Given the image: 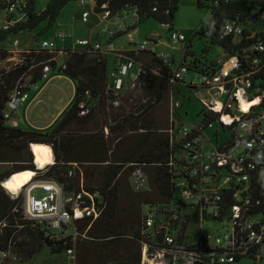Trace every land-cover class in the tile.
<instances>
[{
    "label": "trees",
    "instance_id": "obj_1",
    "mask_svg": "<svg viewBox=\"0 0 264 264\" xmlns=\"http://www.w3.org/2000/svg\"><path fill=\"white\" fill-rule=\"evenodd\" d=\"M28 1L25 19L0 32V62L13 57L12 52L1 47V43L9 35L31 32L45 21L52 26L68 2L80 0H51L40 12L35 10L33 0ZM215 1L197 0L199 6H204L205 2L212 4L211 18L207 21L206 28L198 35L209 38L212 45L220 47L224 53L239 56L245 67L250 69L251 58L258 55L250 48L264 39V31L257 29L262 23L259 21L256 25L251 24V17L258 14L257 11L259 17L264 15V2L243 5L232 0L220 1L215 5ZM93 3L94 12L97 14L101 12L100 7L103 4H108L114 13L126 8H135L138 10L140 22L155 18L161 24L170 26L172 44L186 40L184 34L185 39L177 43L171 39V35L176 32L172 31V21L180 0H93ZM155 7L156 12L153 11ZM7 8L5 2L0 0V12L5 11L6 21ZM226 23L243 25L242 33L225 35ZM58 53V50L37 46L25 50L21 54L20 62L9 63V71L0 70V166L10 167L0 174V254L12 253L21 262L30 261L43 249L50 250L56 256L70 255L68 251L73 248V243L68 239H58L45 222L27 218L24 214V194L10 197L3 186L4 181L15 177L24 188L34 177L35 180H55L66 194L76 196L81 193L88 204L94 203L95 206L103 208L98 220L91 223L90 218H86L78 225L81 230H85L91 224L87 238L76 244L75 252L81 242L83 248H88L92 242H96L104 252L102 258L100 255L97 258L89 255L87 264H100L104 259H107L109 264H143L145 245H148L150 258L165 246L161 235L147 230L144 226L143 208L153 206L165 213L163 209L170 206L177 193L176 181L182 177L187 167L183 155L188 151L179 140V132L183 126L173 119L170 128H165L154 118L152 109L167 99L170 93L174 96L176 85L183 79L174 77L180 66H187L188 72L193 71L200 75L217 72L219 62L202 67L201 60L186 50L182 63L174 70L172 57L160 56L157 51L125 52L127 57L132 58L142 69L136 81L127 82L134 85L133 89L126 86L132 94L115 112L111 104L115 96L109 90V54L66 48L63 58L58 59ZM190 55L193 60H188ZM51 58L53 60L49 62ZM46 64H50L52 71H58L77 83V97L73 106L48 132L11 125L4 117V111L16 81L26 75L30 84L38 82L44 77L43 67ZM258 79L255 78L254 84L260 82V86H257L264 91V77L261 76L260 81ZM188 87L196 89L192 83H189ZM134 88L141 91L140 99H135ZM202 104L203 124L198 126L201 130L217 124L223 131H230L217 122V113L210 112L203 102ZM81 106L88 110L87 114L81 115ZM175 107L174 118L178 115L176 103ZM257 108H264V100ZM102 116L108 119V123L104 124L100 133H93L91 130L83 132L94 122L99 125L97 121ZM105 128L109 131L108 136L105 135ZM34 144L50 147L54 159L52 165L38 169L35 164ZM138 168L143 170L148 179V189L142 191H136L131 181L133 172ZM97 171L101 181L84 185L82 176H98ZM89 195L93 196V202ZM188 224L187 217L182 234ZM184 239L188 245L189 240L182 235L179 237L180 242ZM188 248L194 250L193 247ZM71 256L74 257L75 254ZM242 259L244 258L238 259L237 262ZM193 264L218 263L212 262L211 257H205L204 260L202 258Z\"/></svg>",
    "mask_w": 264,
    "mask_h": 264
},
{
    "label": "built area",
    "instance_id": "obj_2",
    "mask_svg": "<svg viewBox=\"0 0 264 264\" xmlns=\"http://www.w3.org/2000/svg\"><path fill=\"white\" fill-rule=\"evenodd\" d=\"M1 1L8 7L5 29L25 19L28 0ZM86 1L80 0L81 5L86 6ZM220 1L232 0H216L215 5ZM100 8L101 12L98 14L102 16L101 30L97 39L94 40L93 32L88 38L76 39L75 42L80 47L78 49L114 53L115 58L117 57L113 69L109 71V90L115 96L111 104L117 108L121 104V95L127 88V82L136 81L142 67L127 57L126 51H115L112 41L126 33L137 51L156 53L155 45L159 43L160 36L152 34L146 40L136 43L130 31L140 22L137 9L126 8L114 13L108 4H103ZM153 11L156 12L157 8H153ZM89 17L90 13L83 11L82 18ZM259 21L264 27V15L259 17L258 14H253L251 24ZM106 23H110L115 29L112 30ZM242 31L243 25L239 23H226L224 26L225 35H239ZM63 37L64 34L57 29L55 39L43 40L40 47L58 50V59H62L67 47L58 49L56 40ZM103 38L107 39L106 45L102 42ZM171 39L177 43L185 37L175 32ZM250 50L258 53L251 58L250 69L245 67L239 56L228 55L226 61L219 62L217 72L199 75L201 86L215 97L210 101L203 99L202 102L210 112L219 115L217 122L224 129H230L232 139L227 144L213 145L206 150L207 141H211L204 136V130L197 126L192 129L187 125L182 127L179 140L188 150L183 155L187 167L182 177L176 181L177 192L182 194V199L177 203L173 199L171 207L163 209L165 213H161L157 207L144 206V226L161 235L165 246L150 258L148 245H145L143 264L150 261L156 264H193L205 257H211L212 262L216 261L218 264H235L240 258L264 261V108H257L264 100V91L259 87L260 82L254 84L256 77L259 81L261 76L264 77V39L256 42ZM52 60L53 58L49 62ZM51 71L50 64L43 67L44 76ZM132 72L134 76L131 79ZM187 72V66H180L174 77L182 79ZM29 86L30 79L22 75L9 96L4 117L13 126H16L13 122L14 114L29 99ZM224 97L226 98L222 100ZM255 100H259V104L248 110L243 109L244 103L252 104ZM81 108V115L88 113L83 106ZM104 132L106 136L109 135L107 128ZM131 181L136 191L145 190L148 186L147 176L141 168L133 172ZM23 189L25 216L45 222L58 239L70 240L73 243V248L68 251L70 255L75 254L76 244L87 238L91 226L90 224L87 229L81 230L78 225L86 218H90L93 223L103 213L102 207H97L94 203L88 204L81 193L76 196L66 194L55 180H32ZM37 189L42 190L41 197L35 195ZM89 197L93 202V196ZM185 201L199 207L204 218L208 219L210 214L222 228L213 234L203 232L195 240L187 241L188 245L185 244V239L180 242L181 235L188 240L186 229L182 234L187 220V216L181 212L182 207H186ZM188 247H193L194 250H189Z\"/></svg>",
    "mask_w": 264,
    "mask_h": 264
},
{
    "label": "rangeland",
    "instance_id": "obj_3",
    "mask_svg": "<svg viewBox=\"0 0 264 264\" xmlns=\"http://www.w3.org/2000/svg\"><path fill=\"white\" fill-rule=\"evenodd\" d=\"M35 10L37 12L43 11L51 0H33ZM239 4L249 5L252 2L261 3L264 0H236ZM87 5L82 6L80 1H70L67 5L60 11L56 23L52 26H49V22L45 21L39 24L33 31L26 32L22 35H9L2 43L1 47L5 50H8L13 53V57L7 61L0 62V70L5 69L9 71L11 65L9 63L20 62L21 54L25 50H30L40 46L43 40H54L55 33L59 29L63 34V38H58L56 40L58 49L67 48H80L76 45V39L88 38L94 30V40L97 39V34L101 30L100 21L102 16L94 12V3L93 0H87ZM212 4L211 2H205L204 6H199L197 0H180L178 10L174 15L172 21V31L182 33L185 35L186 40L178 44H172L170 41V26L161 24L155 18H148L145 21H142L138 26L132 29L130 32L136 43H139L143 40H146L147 37L152 34H158L160 36V43L157 45V53L160 56H170L174 61L173 69L175 70L178 64L183 60L185 51L189 50L196 55L198 59L201 60L202 67L211 66L214 62H222L227 60L229 54L224 53L223 50L215 45H212L209 38L198 35L202 30L206 28L207 21L211 18ZM83 11H88L90 17L88 19L82 18ZM259 14V11H257ZM6 25V13L5 11L0 12V32L4 29ZM112 30L114 26L110 23H106ZM12 27V26H11ZM126 25H124V31L126 30ZM259 31H264L262 24L258 25ZM102 42L104 45L107 43V39L103 38ZM115 47V51H137L135 44H131L127 38V34L124 33L118 36L112 41ZM173 57L175 59H173ZM109 68L113 69L115 64V54L109 53ZM163 59V58H162ZM188 60H193V56L190 55ZM1 72V71H0ZM134 76L132 72L130 78ZM129 82V81H128ZM189 83H193L196 86V89H191L188 87ZM130 86V89H133V85L127 84V87ZM135 89V88H134ZM136 97L135 99H140L142 97L141 91L135 89L133 91ZM214 93V92H211ZM132 92H129V88H126L121 95V104L126 103L127 98L130 97ZM125 98V100H123ZM202 99L207 101L215 99L208 90L204 89L201 86L199 75L196 72L190 71L183 76V79L176 85L174 96L170 93L167 99L162 103L156 104L152 109L154 118L164 125L165 128H170L172 120L176 119V122L180 126L187 125L190 129L194 126H200L203 124L202 110L204 108L202 104ZM94 102V101H93ZM175 103L177 104V113L178 115L174 118L173 114L176 111ZM94 104V103H92ZM174 104V107H173ZM120 106L115 108L113 111H117ZM125 107V106H124ZM111 113L110 111H108ZM99 125L95 122L94 124L88 126L83 130L84 131H93V133H100L101 129L104 128V124L107 122L105 118H99ZM214 124V123H213ZM99 126V128H98ZM217 124H214L213 127H208L204 130V136L209 138L207 141L206 150H209L214 146H221L227 144L232 139V134L230 131H223ZM97 130V131H95ZM180 136L182 135L179 132ZM219 136H218V135ZM49 147V146H48ZM50 148V147H49ZM34 149V148H33ZM52 154V153H51ZM9 166L1 165L0 174L4 173ZM10 169V167H9ZM91 173V171H89ZM98 173V171H97ZM83 175V174H82ZM81 177V175H80ZM83 184L90 185L92 183H99L100 175L94 176L88 174V176L83 175ZM33 180L34 177H33ZM81 181V180H80ZM101 181V180H100ZM148 189V186H147ZM24 189H22L19 194H24ZM10 197L13 195L7 191ZM18 194V195H19ZM35 195L41 197L42 193L40 191L35 192ZM15 197V196H13ZM182 199V194L177 192L174 197V203H177ZM186 207H182L181 212L183 215L189 218V224L187 226L185 235L188 240H195L200 236L201 233H214L217 229H221V224L212 218L209 214L208 219L203 217L202 211L199 207L191 205L188 201L184 202ZM171 206H169L170 208ZM83 243V242H81ZM79 244L75 256L72 257L68 254L54 255L50 250L43 249L38 255L28 262H21L20 259L8 253L6 257L0 254V264H87V258L89 255H93L94 258H97L100 255V258L103 257L104 252L100 249V246L96 242H92L88 248H83ZM107 259H104L100 264H109ZM255 260L251 258H244L241 262L237 264H255ZM146 264H156L153 261H150ZM236 264V263H235Z\"/></svg>",
    "mask_w": 264,
    "mask_h": 264
},
{
    "label": "crops",
    "instance_id": "obj_4",
    "mask_svg": "<svg viewBox=\"0 0 264 264\" xmlns=\"http://www.w3.org/2000/svg\"><path fill=\"white\" fill-rule=\"evenodd\" d=\"M173 59L175 58L173 57ZM28 93L29 99L14 114L13 122L16 123L17 127L23 129L48 132L73 106L77 97V83L58 71H51L43 79L31 83ZM37 191L42 193L40 189L35 192ZM262 250L264 251V248ZM239 262L241 261L236 262V264ZM255 262V264H264V261Z\"/></svg>",
    "mask_w": 264,
    "mask_h": 264
},
{
    "label": "bare ground",
    "instance_id": "obj_5",
    "mask_svg": "<svg viewBox=\"0 0 264 264\" xmlns=\"http://www.w3.org/2000/svg\"><path fill=\"white\" fill-rule=\"evenodd\" d=\"M257 104H259V100H255V102H253L252 104L244 103L243 109L248 110L249 107ZM33 148L35 154V164L38 169H44L46 166L52 165L54 163L51 150L47 145L34 144ZM3 186L8 192H10L11 194L13 193L14 195H18L20 190L23 189L21 182L19 180H16L15 177L8 178L3 182Z\"/></svg>",
    "mask_w": 264,
    "mask_h": 264
}]
</instances>
